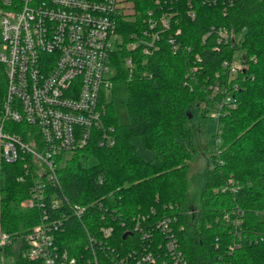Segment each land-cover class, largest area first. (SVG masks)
<instances>
[{
    "label": "built area",
    "instance_id": "built-area-1",
    "mask_svg": "<svg viewBox=\"0 0 264 264\" xmlns=\"http://www.w3.org/2000/svg\"><path fill=\"white\" fill-rule=\"evenodd\" d=\"M194 1L224 10L233 0ZM137 3L148 5L140 9ZM184 6L193 19L192 1ZM179 9V0H0V180L4 166L19 164L17 181L29 179L23 204L38 210L26 231L0 230V249H15L31 264H188L179 248L183 226L177 215L151 209L132 217L130 225L120 220L122 240L128 243L116 244L115 208L96 197L71 201L62 194L56 172L76 152L114 144L101 106L104 89L113 84V56L130 74L134 65L142 66L164 48L189 54L192 46L182 39ZM124 23L130 24L125 32ZM234 42L233 30L222 25L209 26L201 38L212 50ZM236 51L218 62L222 71L207 85L209 98L218 100L205 114L215 122L222 108L234 106L238 81L252 58ZM195 62H202L199 54L193 55L192 70ZM213 127L217 135V124ZM218 190L234 193L237 183L227 177ZM242 214L237 206L222 213L232 234L229 252L243 237ZM260 217L264 222L263 212ZM75 220L82 235L78 245L60 246L58 233H67ZM87 221L93 224L89 230ZM252 236L249 242L264 241V232Z\"/></svg>",
    "mask_w": 264,
    "mask_h": 264
},
{
    "label": "trees",
    "instance_id": "trees-1",
    "mask_svg": "<svg viewBox=\"0 0 264 264\" xmlns=\"http://www.w3.org/2000/svg\"><path fill=\"white\" fill-rule=\"evenodd\" d=\"M179 1L182 39L192 46L191 51L188 55L172 54L164 48L149 56L142 66L134 65L130 74L118 56H113L110 67L116 70L112 82L125 92L121 102L125 122L117 121L112 101L102 98V121L112 127L114 144L74 153L64 167L57 168L58 183L71 201L85 203L96 197L115 208L116 244L128 243L122 240L120 220L130 225L132 217L153 209L155 214L177 215L183 226L177 236L179 248L188 264H264V241H248L254 231L264 230L260 217L264 212V0H233L224 10L220 5H201L191 0L193 19L185 15L187 0ZM139 4L136 7L140 9L148 5ZM129 25L124 23L122 30L127 31ZM211 25L232 29L238 42L216 50L208 43L201 44L202 34ZM237 49L252 58L238 81L234 106L222 108L216 122L209 118L219 132L211 137V166L203 174L198 205L188 213L185 191L190 151L181 142L188 130L185 125L189 114L197 113L201 120L214 107L218 98H209L207 85L214 83V73L222 71L218 62ZM194 54H199L202 62L193 63L198 67L192 70ZM134 138L151 153L149 160L137 154ZM21 172L19 164L2 169L0 230L24 232L37 220L38 210L23 204L29 196V179L17 181ZM227 177L237 183L234 193L218 190ZM169 204L176 208L168 210ZM234 206L243 211V237L229 252L226 248L232 234L222 213ZM85 224L88 230L93 227L89 221ZM71 225L67 233H58L60 246L78 245L82 237L80 224L75 220ZM10 254L8 248L0 252V264H31Z\"/></svg>",
    "mask_w": 264,
    "mask_h": 264
},
{
    "label": "rangeland",
    "instance_id": "rangeland-1",
    "mask_svg": "<svg viewBox=\"0 0 264 264\" xmlns=\"http://www.w3.org/2000/svg\"><path fill=\"white\" fill-rule=\"evenodd\" d=\"M244 54L243 51H236V56ZM105 101H112L114 113L119 123L125 122V114L122 106V100L125 98V92L123 87L117 84H112L111 87L104 89ZM102 110L103 105L101 103ZM213 108L208 109L207 112H212ZM206 112V113H207ZM210 115L199 120L197 113L189 114L188 122H186L185 128H188L187 132L183 134L185 139H181L185 149L190 151L189 168L187 170V186L185 191L186 211L189 213L191 209H195L199 202V192L203 184V174L207 168L211 166L210 162V147L212 145V135L214 133V127L210 123ZM215 124V122H214ZM133 144L137 154L144 160L151 158V153L141 146L138 139L134 138ZM264 173V166L262 167ZM193 176V178H191ZM264 183V175L261 177ZM263 212V211H262ZM264 213V212H263ZM257 229V228H256ZM264 232V230L260 231ZM255 236V235H254ZM8 248V247H6ZM5 249V248H4ZM4 249H0L1 254ZM11 252V257H19L16 255L15 249L8 248Z\"/></svg>",
    "mask_w": 264,
    "mask_h": 264
},
{
    "label": "water",
    "instance_id": "water-1",
    "mask_svg": "<svg viewBox=\"0 0 264 264\" xmlns=\"http://www.w3.org/2000/svg\"><path fill=\"white\" fill-rule=\"evenodd\" d=\"M124 236H125V234L122 235V237H124Z\"/></svg>",
    "mask_w": 264,
    "mask_h": 264
},
{
    "label": "bare ground",
    "instance_id": "bare-ground-1",
    "mask_svg": "<svg viewBox=\"0 0 264 264\" xmlns=\"http://www.w3.org/2000/svg\"><path fill=\"white\" fill-rule=\"evenodd\" d=\"M9 254V253H8Z\"/></svg>",
    "mask_w": 264,
    "mask_h": 264
}]
</instances>
